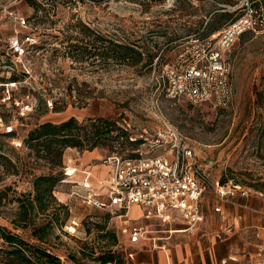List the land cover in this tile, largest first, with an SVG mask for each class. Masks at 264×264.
<instances>
[{"label": "rangeland", "instance_id": "374dc122", "mask_svg": "<svg viewBox=\"0 0 264 264\" xmlns=\"http://www.w3.org/2000/svg\"><path fill=\"white\" fill-rule=\"evenodd\" d=\"M8 1L0 0V9ZM242 1L20 2L12 9L26 17L27 27H20L2 11L0 36L8 38L19 30L21 36L30 34L36 39L26 50L23 62L11 61V66L0 69V134L16 131L12 137L0 136L3 154L11 157L13 146L32 161L22 141L41 122H61L72 116L80 121L103 117L116 121L129 142H107L96 148L100 156L92 164L97 165L98 176L109 171L104 163L108 155L155 154L165 145L154 144L156 140L175 139L176 134L183 145L195 149L199 165L211 181L239 182L264 194V32L245 33L231 49L233 98L227 107L194 105L184 98L172 100L166 95L161 77L183 43L196 36L215 34L239 14L230 7ZM250 1L264 5V0ZM115 43L140 50L142 60L133 64L114 59ZM79 95L93 98L88 105H79ZM57 108L61 111H55ZM64 165L65 179L58 189L72 193L76 191L74 185L81 181L76 176L70 179L76 182L67 181L65 156ZM68 166L73 169L75 164ZM35 171L48 172L45 162ZM4 188H8V196L0 207V225L35 242L30 227L15 228L11 223L18 210L17 201H11L12 191L17 195L29 191L30 177L1 174L0 189ZM254 197L264 206V195ZM68 204L71 216L67 226L55 224L46 244L63 264H104L95 258L109 252L121 257L125 264H132L129 254L134 248L127 242L132 222H123L125 218L120 217L125 210L91 207L79 196L70 197ZM166 213L129 211L130 217L145 222L150 230L144 249L153 245V237H161L157 244L167 243L176 217L169 218ZM102 227L103 233L108 231L106 237L101 236ZM196 229L187 235L178 233L181 235L177 239L183 242L189 234H196ZM219 240L226 263L264 264V227L257 228L255 238L249 240L251 244L233 230H225ZM142 253L140 250L138 255ZM5 262L0 256V264Z\"/></svg>", "mask_w": 264, "mask_h": 264}, {"label": "built area", "instance_id": "2783aa9c", "mask_svg": "<svg viewBox=\"0 0 264 264\" xmlns=\"http://www.w3.org/2000/svg\"><path fill=\"white\" fill-rule=\"evenodd\" d=\"M32 1L46 3L53 0H9L1 6L0 13L6 12L17 25L27 27L26 17L12 8L20 2ZM230 8L238 10L239 14L215 34L196 36L183 43L180 51L164 67L161 77L168 98H184L194 105L205 103L215 108L227 107L231 103V49L245 33L264 32V7L243 0L240 5ZM34 43L33 35L21 36L19 30L8 38L0 36V69L11 66V61L14 64L23 62L26 50ZM156 143L165 145L155 154L123 155L115 152L108 155L104 163L110 167L109 178L101 182L98 189L89 182L83 183L75 194L84 204L102 210L128 211L134 205L177 210L189 232L205 220L202 200L208 191L222 203H232L238 196L264 195L240 183L211 181L201 169L195 149L183 145L176 134L175 139H158ZM214 211L221 212V207H215ZM147 232L144 224H134L129 239L132 243H139Z\"/></svg>", "mask_w": 264, "mask_h": 264}, {"label": "trees", "instance_id": "16d2710c", "mask_svg": "<svg viewBox=\"0 0 264 264\" xmlns=\"http://www.w3.org/2000/svg\"><path fill=\"white\" fill-rule=\"evenodd\" d=\"M54 1L56 0L51 2ZM30 3L42 4L37 1ZM256 4L263 5L260 2ZM112 48V57L116 60L127 63L131 61L133 64L142 60V52L131 45L115 43ZM91 98L93 95L84 97L79 95V105H88ZM55 111L61 110L57 108ZM15 133L16 131L12 129L1 133L0 136L12 137ZM128 139L127 133L117 126L116 121L109 118H89L80 121L72 116L61 122H41L28 132L22 141V147L29 149L28 155L32 156V161H27L26 156H21L19 150L13 146L11 157H7L3 154V141L0 140V177L5 173L30 177L29 191L19 195L15 190L12 191L14 195L11 196V201H17L18 210L11 223L15 228L30 227L32 240L35 241L26 240L18 233L0 225V256L5 258V264H63L60 256L53 253L46 244L53 233L54 225L58 224L61 228L67 226L71 216L70 206L56 195L60 182L65 179L63 169L66 150L76 148L81 151H93L107 142L124 144L129 142ZM41 162H45L48 172L36 173L35 170ZM7 191L8 188L0 189V207L8 196ZM100 231L102 237L107 236L108 231L103 233L104 227ZM95 259L104 264L116 260L119 264H125L121 257L116 258V254L112 252Z\"/></svg>", "mask_w": 264, "mask_h": 264}, {"label": "crops", "instance_id": "0c3cea01", "mask_svg": "<svg viewBox=\"0 0 264 264\" xmlns=\"http://www.w3.org/2000/svg\"><path fill=\"white\" fill-rule=\"evenodd\" d=\"M99 156L100 154L96 149L93 151H83V154L76 148H68L66 150L65 164H67V181L70 182V179L75 176L78 178V181H81L76 183L78 185H74L76 191L81 184L87 182L98 189L101 182L109 178V171L105 176L102 175V177L96 174L97 165L92 164V162ZM76 159L79 160V164L76 163ZM69 164H75L74 168H69ZM62 186L63 185H61V187ZM76 191L70 193L60 188L57 190L56 195L62 202L68 204L70 197L78 198V196L75 195ZM209 196L212 197V200L207 199ZM254 196L255 194L249 197L238 196L232 203H222L211 191H208L202 200V210L205 215V220L198 225L196 234H189V237L183 240V242L177 239V236L181 235L178 233H185L183 235H187L186 232L188 231L186 230L185 221L182 220L183 216L179 211L158 210L156 207L144 208L138 205L130 207L129 210L126 211V214L120 215V217L125 218L123 222H132L130 228L137 223L144 224L147 227L145 222L130 217L129 211L132 209H138L141 212H167L170 214L169 218L176 217V221H173L174 225L171 228L172 233H170L167 243L162 242L163 244L161 245L157 244L161 237H153V245L144 249L143 244L150 239L148 235L150 230L148 228L146 237L139 243H132L130 239L127 240L129 246L134 248V251L129 254L132 264H228L226 263V256H224L223 251L220 249L221 240H219V238L222 237L224 231L228 230L231 232L233 230V234L239 238L247 239L248 244H251L249 240L255 238L257 228L259 227V229H262V227H264V206H262L260 202H257ZM215 207H221V212H215ZM158 222L161 223L159 219ZM154 223H156V220ZM257 224L261 226H257ZM168 243L170 246H168ZM140 250H143L144 253L138 255ZM234 257L238 258L236 255Z\"/></svg>", "mask_w": 264, "mask_h": 264}]
</instances>
